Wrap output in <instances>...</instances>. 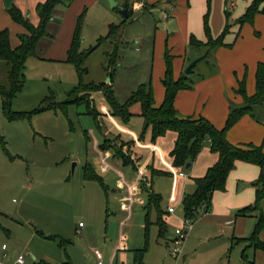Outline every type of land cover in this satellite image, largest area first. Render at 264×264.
Wrapping results in <instances>:
<instances>
[{
  "label": "rangeland",
  "instance_id": "rangeland-1",
  "mask_svg": "<svg viewBox=\"0 0 264 264\" xmlns=\"http://www.w3.org/2000/svg\"><path fill=\"white\" fill-rule=\"evenodd\" d=\"M113 1L115 5H111L109 0H105V7L91 5L79 14L80 18L78 15L74 20L72 37L79 24L80 50L90 51L82 65L86 72L81 77L76 65L67 61V55L64 58L56 51L53 53L51 47L57 38L56 29L59 26L57 22L51 25L54 37L40 38L34 54L25 61V80L12 100L13 111H32L49 96L54 101H64L66 93L80 81L84 85H108L116 100L122 103L139 84L150 82L153 90V83H161L165 49L171 55L173 71L175 61L184 53L181 34L175 38L167 37L170 29L164 26L165 22L157 8L150 12H135L133 7L136 0ZM252 1L189 0L190 15L194 17L205 7L203 14L208 12V17L210 14L215 17L218 13L225 16L224 10L227 9L231 22V17L240 15L245 4ZM263 5L264 0H261L260 7ZM123 7L129 12L127 17L121 13ZM258 14L253 24L243 25L238 37L243 44H251L252 41H256L257 45L264 44V14ZM56 16L61 22V16ZM111 25H115L113 31ZM231 31L225 37L226 41H230V47L236 43L237 28ZM239 45L241 47L242 43ZM217 49L197 62L190 74L193 81L199 76L207 78L214 75L223 65L228 67L238 61L236 50L233 53L235 57L226 61L224 56L219 58L216 55ZM202 51L187 45L185 57ZM212 65H215L214 73ZM3 73L1 64L0 80ZM92 98L94 107L102 114V123L111 134L106 133L109 138L106 146H118L120 140L138 142L142 132L141 117L133 115L126 121L112 114L101 90L93 92ZM85 111L84 104H69L65 109L56 107L10 120L2 110L0 96V264H16L18 255H25L24 264L41 261L47 264H94V251L99 250L104 254L112 251L120 234L126 235L128 252L125 253H131L134 248L146 247L143 264H247L243 261V254L248 260L264 264V250H254L246 247L245 241L229 239L232 233L239 238L249 237L259 210L242 217L231 226H225L230 228V232H227L218 221L201 220L202 214L190 224H184L183 207L178 201L173 203V224L167 225L163 237H158L153 207L149 215L151 223L145 228L144 206L147 196L143 192L145 204L136 205L131 218L121 226L125 213L119 209V194L111 192L113 186L109 185L108 189L103 190L96 181H87L83 177L86 162L96 164L98 154L95 152V143L102 140L92 116ZM256 118H264V108L256 114ZM133 133L137 136L133 137ZM149 142L145 139L142 146H138L143 159L151 155ZM136 155H139L137 151ZM119 161L113 158V162L119 163L125 172L133 173L130 165H122ZM189 169L182 166L178 170L190 180ZM95 170L106 180L109 173H101L98 165ZM175 179V172L153 177L152 188L161 195V208L168 204ZM254 198L255 193L253 201L247 205L253 204ZM261 211L264 212V206ZM176 215L181 220L176 219ZM178 226H182L186 234L179 255L173 257L171 240ZM36 229L44 235L37 233ZM60 238L68 242L61 246ZM259 238L264 241V228ZM3 244L5 248H2ZM121 256L117 264H121Z\"/></svg>",
  "mask_w": 264,
  "mask_h": 264
},
{
  "label": "trees",
  "instance_id": "trees-1",
  "mask_svg": "<svg viewBox=\"0 0 264 264\" xmlns=\"http://www.w3.org/2000/svg\"><path fill=\"white\" fill-rule=\"evenodd\" d=\"M261 0H253L245 9L244 13L237 19L239 25L244 23H253L256 14H264V5L260 7ZM59 4H66V0H44L36 5V13L39 21L36 25L32 24L21 11L12 6L8 13L12 20L20 24L25 32L21 33L19 43L12 47L9 43V32L7 29L0 30V65L4 69L3 78L0 80V96L2 99V110L10 120L29 117L31 114H37L49 109H65L69 104L81 105L86 107V114L92 116L98 134L102 140L99 142L100 149L111 148L113 155L121 160L123 165H130L137 170L138 162L143 160V154L139 150L135 141H123L118 146H106L109 138L106 137L102 123V114H100L93 105L92 93L101 90L110 105V112L120 116L123 120H129L133 115H140L143 118L142 132L139 141H144L147 137L151 143L159 136H163L167 131L172 130L177 133L174 145L169 152L172 163L176 167L185 166L187 162H192L199 154L203 142L208 139L210 150L217 153L216 162L207 168L205 174L201 177L193 178L195 188L193 192L184 194L181 204L183 207V216L195 219L199 214L206 213L211 206L212 193L215 190H224L225 181L229 171L234 167L235 161L240 160L256 164L259 167V175L253 181L255 187V198L253 204L244 206L236 211V215L247 216L253 211L259 210L257 221L249 237L238 238L237 241H245L246 247L252 249L264 250V241L259 238L260 231L264 228V212L261 211V204L264 201V153L261 145L253 143H231L227 139V131L245 114L256 118V114L263 108L264 103V61L257 63L255 72V90L253 94L248 95L245 90V77L238 81L235 92L243 98L240 104H230L227 117L222 128L215 127L207 118L203 116H180L174 107V99L179 90L191 89L193 79L190 74L182 73L178 78L173 77L171 68V55L167 49L164 52L165 71L161 78L164 87V97L159 105H155L152 86L149 83H141L132 91L130 96L122 103H119L114 97L112 90L108 85L89 83L84 85L81 81L66 93L64 101H54L52 97H45L39 106L32 111H13L11 103L17 93L21 90L25 76V61L29 55L34 54L37 44L42 37H52L47 30L49 22L53 19L54 8ZM127 15L129 12L126 8ZM226 22L221 33L213 37L209 24L208 12L203 16V27L206 40L201 41L195 36L189 37L188 46L194 50L200 51L199 55L204 54V59L211 51L219 47H230L231 44L224 42V37L231 26L229 22V12L225 10ZM80 18V15H79ZM113 28V29H112ZM115 25H111L113 31ZM80 50L79 24L73 34L68 52L67 61L76 65L79 77L86 72L82 67L87 54ZM113 55H115L113 53ZM198 55V56H199ZM212 72H215V65H212ZM203 78V76H199ZM2 137L0 136V139ZM135 149V151H134ZM136 151L139 155H136ZM148 174L143 175V186L147 192V204L145 206V228L150 222V211L155 209L156 218L154 223L158 227V236L163 237L166 231L165 221L163 219L164 211L160 207L161 196L151 188L153 177L163 175L167 172L155 169L151 164L147 167ZM84 177L87 180H99V176L93 171L87 162L84 166ZM36 232L44 235L42 231L36 229ZM48 237H52L48 235ZM63 238L59 239V244L63 246L67 243ZM146 251V247L134 250L135 264H141V258ZM247 264H255L253 260H248L246 255L242 256ZM39 264H42L39 262Z\"/></svg>",
  "mask_w": 264,
  "mask_h": 264
},
{
  "label": "crops",
  "instance_id": "crops-1",
  "mask_svg": "<svg viewBox=\"0 0 264 264\" xmlns=\"http://www.w3.org/2000/svg\"><path fill=\"white\" fill-rule=\"evenodd\" d=\"M43 1L44 0H0V30H8L9 43L12 47H15L19 43L18 36L21 33H24L25 30L20 24L12 20L8 13V9L12 6L17 7L32 24L36 25L39 21V17L36 13V5ZM144 2L146 3V7L142 9V11L150 12L153 8L160 10V17L162 21L165 22L164 26L170 29V33H167L168 30H166L167 37L172 36L175 38L178 34H181L183 38L184 53L181 55L180 59L175 61L172 71L173 77L176 79L182 74L184 67L199 55V53H197L190 57H185L189 37L193 35L201 41L206 40L203 27V13L205 7H202L201 10L191 18L189 0H144ZM91 5H101L102 7L106 6L105 0H66V4H59L54 8L53 19L49 22L50 24H48V26H50L48 27L49 31L52 30L51 25L53 23L57 22V25L59 26L57 29L55 28L57 38L51 47L54 50L53 53L56 51L58 55L65 58V55H67L66 52L69 49L72 40L74 20L76 19V16ZM248 5L249 3L245 4V7L240 15H235L234 18L231 17V26L228 33L232 29L237 28L235 38L236 43L234 42L235 44H233V48L219 47L216 50V55L219 58L221 55L224 56L226 61L235 57L233 53L234 50H236L238 52V61L234 65H228V67H224L223 65L221 70L219 69L218 73L214 75L207 78L203 77L197 79L194 81L191 89L179 90L174 99V107L180 116H203L207 118L215 127L222 128L227 117L230 102L240 104L243 100L242 96L235 92V89L238 86V81L245 77L246 93L248 95L253 94L255 90L256 66L258 62L264 61V44H262V46L257 45L256 41H252L251 44H243L242 39L238 38L243 25L250 24L246 22L239 25L237 22V19L244 13ZM56 15L61 16V22ZM259 15L260 14L255 15L253 23ZM225 22L226 17L224 15L218 13L217 16L213 17L212 14H210L208 17V24L213 37L220 34L219 30H223ZM52 33L53 32L51 31L50 34ZM255 35L257 36L256 31ZM53 37L54 36L52 34L51 38ZM225 37L224 42L230 44V41H226ZM61 38H63L62 41ZM241 43L242 46L240 47L239 44ZM237 46H239V49H236ZM222 68L226 69L223 70ZM164 71L165 65L162 77L164 75ZM153 96L155 105H159L164 97V87L160 82H157L155 85L153 83ZM135 116L142 118L140 115ZM104 130L105 133L110 134L106 130L105 126ZM136 136L137 135L133 133V137ZM176 136L177 133L175 131L169 130L163 136L157 137L154 143L149 142L148 144L151 146V155H148V157L141 161L142 163L139 165L137 170L132 168L133 173H129L128 171L125 172V170L120 167L119 163L113 162V158L117 157L113 155L112 149H100L99 142L95 143V152L98 154L97 162H95L96 164L93 162L88 163L96 174L97 172L95 167L97 165L101 173L109 174L106 176V180L97 174L100 181H93H96L103 188V190L108 189L109 185H112L113 188L111 189V192L119 194L117 195L119 209L125 213L124 219L120 222L121 226H123L125 222L131 218L133 208L136 205L142 206L145 204L143 192L146 196L147 192L143 186L144 184L142 179L143 175H146L147 166L149 164H152L155 169L167 172L165 175L175 172V184L169 195L168 204H166L164 208H161L164 211L163 219L167 229V225H172L175 218V207L173 206V203L182 201L184 194L193 192L195 188L193 178L203 176L207 168L216 162L218 155L217 153L211 152L210 142L206 139L203 142L199 154L190 163L189 174L191 179H186L185 174L178 170L179 167L173 165L172 159L169 155V152L174 145ZM226 136L231 143H253L261 145L264 153V118H262L259 122L252 116L245 114L227 131ZM146 140H149L148 137ZM143 142L144 141L140 142L138 140L136 145L141 147ZM119 162L121 163V160ZM179 172H182L183 175H179ZM258 175L259 167L256 164L240 160L235 161L234 167L227 175L224 190H215L212 193L210 209L206 213L202 214L200 219L218 221L220 225L224 226L227 232H230V228L228 229L225 226H231L232 223L235 224L237 220L245 217L236 215V211L253 201L255 187L252 183ZM84 180L87 179L84 177ZM152 190L154 191L153 188ZM170 206L174 208L173 212H168L167 208ZM263 206L264 201L261 204L262 210ZM176 219L181 220V218L177 215ZM238 238L239 237L234 236L232 233L229 239L237 240ZM135 249L140 248L132 249L129 254L125 253V251L128 252L126 235L120 234L118 243L112 248V251L105 252V254L102 253L104 257V264H117L116 261L120 254H122L121 264H135ZM123 253L125 254L123 255ZM256 254L257 253L255 252L254 255ZM41 263L47 264L43 261H41ZM254 263L257 264L256 261H254Z\"/></svg>",
  "mask_w": 264,
  "mask_h": 264
},
{
  "label": "built area",
  "instance_id": "built-area-1",
  "mask_svg": "<svg viewBox=\"0 0 264 264\" xmlns=\"http://www.w3.org/2000/svg\"><path fill=\"white\" fill-rule=\"evenodd\" d=\"M145 7H146V3L144 2V0H136V4L133 7V10L134 11H140V10L144 9ZM179 175H183V173L179 172ZM167 210H168V212H173L174 208L172 206H170L167 208ZM191 221H192V219L187 218V217H183V223L184 224L185 223L190 224ZM185 234H186V230L182 226H178L175 228L174 237L171 240V242H172L171 255L173 257H177L179 255L180 249H181V244L185 238ZM2 248H5L4 244L2 245ZM94 257H95L94 264H104L103 254L101 251L95 250L94 251ZM24 262H25V255H18L16 258V264H24ZM34 264H39V263H34ZM60 264H64V263H60ZM141 264H143V263H141Z\"/></svg>",
  "mask_w": 264,
  "mask_h": 264
},
{
  "label": "water",
  "instance_id": "water-1",
  "mask_svg": "<svg viewBox=\"0 0 264 264\" xmlns=\"http://www.w3.org/2000/svg\"><path fill=\"white\" fill-rule=\"evenodd\" d=\"M109 1H110L111 5H114V4H115L114 1H112V0H109ZM121 13L123 14L124 17L127 16L126 7H123V8L121 9ZM203 58H204V54H203V55H200V56H198V57H196V58H194L193 60H191V61L187 64V66H186V68H185V70H184V73H185V74H190L191 71L193 70V68L195 67V65L197 64V62L200 61V60L203 59ZM189 166H190V162H187V163L185 164V167H189Z\"/></svg>",
  "mask_w": 264,
  "mask_h": 264
}]
</instances>
